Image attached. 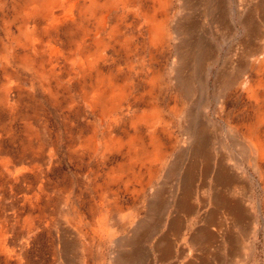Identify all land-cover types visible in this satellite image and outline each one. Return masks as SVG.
<instances>
[{"label":"rangeland","instance_id":"1","mask_svg":"<svg viewBox=\"0 0 264 264\" xmlns=\"http://www.w3.org/2000/svg\"><path fill=\"white\" fill-rule=\"evenodd\" d=\"M0 264H264V0H0Z\"/></svg>","mask_w":264,"mask_h":264},{"label":"crops","instance_id":"2","mask_svg":"<svg viewBox=\"0 0 264 264\" xmlns=\"http://www.w3.org/2000/svg\"><path fill=\"white\" fill-rule=\"evenodd\" d=\"M228 208H230V209H228ZM227 209H228V210H227ZM225 210H227V214H232V215H234V212H233V210L231 209V204H230V203H227L226 205L223 206V213H224ZM215 214H216L215 210H213V211H211V212L208 213V220H209L210 222H211V220L216 216ZM204 229H205V228H204ZM198 234H199V233H198ZM207 236H209V234H207ZM204 238H208V237H205V235H204L203 233H200V236L198 235V236L196 237V241L198 240L197 242H202Z\"/></svg>","mask_w":264,"mask_h":264},{"label":"bare ground","instance_id":"3","mask_svg":"<svg viewBox=\"0 0 264 264\" xmlns=\"http://www.w3.org/2000/svg\"><path fill=\"white\" fill-rule=\"evenodd\" d=\"M155 33H156V32H155ZM155 33H154V34H155ZM154 34H153V35H154ZM156 34H157V33H156ZM156 34H155V35H156ZM154 37H155V36H154ZM153 40H154V39H153ZM234 211H235V210H234ZM236 213H237V212H236ZM235 215H236V214H235Z\"/></svg>","mask_w":264,"mask_h":264}]
</instances>
